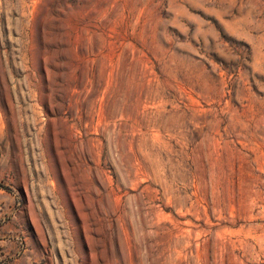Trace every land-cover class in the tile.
<instances>
[{
	"label": "rangeland",
	"instance_id": "1",
	"mask_svg": "<svg viewBox=\"0 0 264 264\" xmlns=\"http://www.w3.org/2000/svg\"><path fill=\"white\" fill-rule=\"evenodd\" d=\"M0 264H264V0H0Z\"/></svg>",
	"mask_w": 264,
	"mask_h": 264
}]
</instances>
